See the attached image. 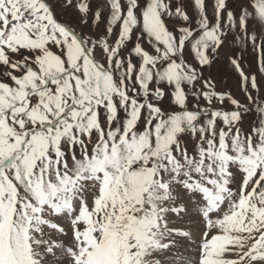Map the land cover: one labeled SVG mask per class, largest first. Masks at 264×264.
<instances>
[{
    "label": "rangeland",
    "instance_id": "obj_1",
    "mask_svg": "<svg viewBox=\"0 0 264 264\" xmlns=\"http://www.w3.org/2000/svg\"><path fill=\"white\" fill-rule=\"evenodd\" d=\"M197 191L264 264V0H0V264H176Z\"/></svg>",
    "mask_w": 264,
    "mask_h": 264
},
{
    "label": "bare ground",
    "instance_id": "obj_2",
    "mask_svg": "<svg viewBox=\"0 0 264 264\" xmlns=\"http://www.w3.org/2000/svg\"><path fill=\"white\" fill-rule=\"evenodd\" d=\"M194 194V198L191 202H187L182 206L180 205L181 207H179V209L175 211L174 217L172 215V221L174 225L170 230L168 229L170 243L166 247L162 248V255L164 257L175 258L176 264H183V262L185 264L198 263L196 262V256L198 257L201 252L198 253L199 249L196 250L197 245L194 242L186 240L187 237L181 235V229L184 228L187 229L188 237L196 239V243H198L202 232L204 236H210V238L206 240L207 242H205L204 247V250L208 249L207 255L208 257H210V259L207 257V263L210 262V264H221L222 259L219 258L218 255L219 252L222 251V247L225 242L223 231L228 226L227 223L223 221L222 216V214L224 213V204L221 200L219 201L209 196L207 193L197 191L196 193L194 192ZM75 205L76 204L74 203L68 202L63 206L56 208L54 211V219L50 226L54 227L55 230H60L62 226L64 227L68 225V222H71V220L75 219L78 215V211ZM203 239H205V237H203ZM90 241L91 240L88 238H83L81 240L80 245L83 253L89 246ZM63 246L64 245L60 244V246L57 247H46V249L43 250V259L42 261H40V263H38L65 264L63 262L64 260H66L63 255V249L65 250V248ZM88 263V261L84 262V264ZM161 264L173 263L164 261L161 262Z\"/></svg>",
    "mask_w": 264,
    "mask_h": 264
},
{
    "label": "water",
    "instance_id": "obj_3",
    "mask_svg": "<svg viewBox=\"0 0 264 264\" xmlns=\"http://www.w3.org/2000/svg\"><path fill=\"white\" fill-rule=\"evenodd\" d=\"M162 94H163V92H158L157 94H156V97H162Z\"/></svg>",
    "mask_w": 264,
    "mask_h": 264
}]
</instances>
